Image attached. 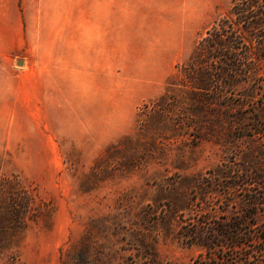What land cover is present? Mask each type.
Segmentation results:
<instances>
[{"label":"rangeland","instance_id":"rangeland-1","mask_svg":"<svg viewBox=\"0 0 264 264\" xmlns=\"http://www.w3.org/2000/svg\"><path fill=\"white\" fill-rule=\"evenodd\" d=\"M233 1L2 7L0 264H202L180 226L220 211L264 143V58L233 71L197 48Z\"/></svg>","mask_w":264,"mask_h":264},{"label":"trees","instance_id":"trees-1","mask_svg":"<svg viewBox=\"0 0 264 264\" xmlns=\"http://www.w3.org/2000/svg\"><path fill=\"white\" fill-rule=\"evenodd\" d=\"M230 13L207 31L208 35L199 41L197 48L212 55L204 63L225 64L221 66L235 71L254 63L251 54L258 53L264 58V0H234ZM225 48L228 53L215 55ZM240 49L245 50L244 55H240ZM211 80V75H205L207 84ZM251 162L250 168L243 165L236 175L229 167L227 175L232 176V182L227 186L231 191L225 193L226 203L220 211L212 207L195 220L186 219L178 230L179 238L185 243L202 246V264H224L221 259L226 254L236 259V264H264L263 142L257 154H252ZM259 188L263 191L257 192ZM212 189L216 191V187ZM23 193V205L18 203L19 206L15 205L17 196L10 194L8 209L12 217H20L29 207L31 197Z\"/></svg>","mask_w":264,"mask_h":264},{"label":"crops","instance_id":"crops-1","mask_svg":"<svg viewBox=\"0 0 264 264\" xmlns=\"http://www.w3.org/2000/svg\"><path fill=\"white\" fill-rule=\"evenodd\" d=\"M14 6L16 7L18 5V0H0V17H2L4 15V13L2 12V7L3 6ZM15 41L19 42L20 40V34L19 31L18 33H16V37H15Z\"/></svg>","mask_w":264,"mask_h":264},{"label":"water","instance_id":"water-1","mask_svg":"<svg viewBox=\"0 0 264 264\" xmlns=\"http://www.w3.org/2000/svg\"><path fill=\"white\" fill-rule=\"evenodd\" d=\"M18 63H21V61H19Z\"/></svg>","mask_w":264,"mask_h":264}]
</instances>
